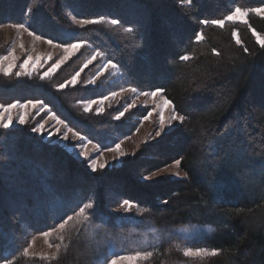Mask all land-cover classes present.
<instances>
[{
    "label": "trees",
    "instance_id": "1",
    "mask_svg": "<svg viewBox=\"0 0 264 264\" xmlns=\"http://www.w3.org/2000/svg\"><path fill=\"white\" fill-rule=\"evenodd\" d=\"M263 6L264 0H0V24L83 44L49 78H0V104L39 100L103 150L135 126L114 119L117 111H83L89 100L123 88H161L186 116L121 167L95 173L25 128L0 129V264H107L114 254L146 253L137 264H264V46L253 35L264 38V19L251 12ZM237 8L249 12L243 24L200 23L225 20ZM80 19L97 22L74 23ZM93 56L81 80L105 63L118 79L60 88ZM175 159L184 179L144 180ZM124 198L134 208L114 213ZM84 203L95 209L87 220L76 215ZM69 215L53 238L60 243L54 257L24 254L31 235L55 230ZM192 230V238L184 236ZM185 248L207 255L189 258Z\"/></svg>",
    "mask_w": 264,
    "mask_h": 264
},
{
    "label": "rangeland",
    "instance_id": "2",
    "mask_svg": "<svg viewBox=\"0 0 264 264\" xmlns=\"http://www.w3.org/2000/svg\"><path fill=\"white\" fill-rule=\"evenodd\" d=\"M260 8H264L260 7ZM236 9L234 10V12ZM242 12L246 13V15L242 17H236L234 20H227L225 22H232V23H239L243 24L247 20V16L249 14L248 11L241 10ZM233 12V13H234ZM252 14L264 19V13L257 14L254 11H251ZM232 13V14H233ZM231 14V15H232ZM79 20H74L79 26L81 25ZM19 24H0V78H28L31 75H39L40 77L44 76V73L48 71L49 68L52 67L54 63L58 60L62 61L54 71H52L48 76L44 78H49L58 72L61 68H63L71 59H73L83 44L78 43L80 45L79 48L74 50L66 60L62 59L66 54L64 52V46L56 47L55 44L57 42L52 41V43L46 42V38L42 37L41 39H36L34 33L33 35L29 34V31H26L25 28L28 27H18ZM30 30V29H29ZM262 38V37H261ZM255 39L257 41V35H255ZM258 42V41H257ZM259 43V42H258ZM75 44V43H74ZM260 44V43H259ZM11 53L12 56L16 57L15 60H5L4 57L8 56ZM28 56L32 57V61H36L37 57H40V60L33 63L32 61L29 62V65L26 66L24 71L27 73L22 76H16V72L21 71L20 64L23 63ZM94 57V56H93ZM88 59V61L84 62L81 69L79 70V75L77 73L73 76H76V82L70 83L73 76L70 78L66 85L68 86H76L79 83L84 84V86L88 87H101V82L104 76L109 77L111 80H117L119 77V73L117 72L116 68L109 63H105L102 65L93 77H87L86 81L81 80V76L84 75V71L90 67L94 61V59ZM12 67L9 69V65ZM8 70V74L5 75V71ZM60 87V88H64ZM131 88H123L120 90H115L110 92L105 96H100L98 98L92 99L98 101V103L92 104L91 107L88 109L87 112H93L96 114H102L105 110H112L116 113L114 115V119L124 118L126 122L131 124V126H135L132 133L123 138L118 143L121 145V150L125 153V156L116 159V154L107 150H103L99 148L92 142H89L84 138L83 141L79 140L76 136L72 135V132H68V128L66 124H57L56 120L52 117L55 116L50 112V110L45 107L44 111H38L39 105L36 108H28V109H20V108H13L9 113H3V116L6 118L10 115L12 117V124L9 126L8 129L11 128H18V129H27L30 133L42 138L45 142L52 143L53 145H59L62 148H65L75 159L81 161L84 164V167L87 168V164L90 159H97L98 163H104L105 167L103 169H117L122 166L124 160L129 157L133 156L135 152L141 146H148L150 144H155L160 139L170 131H172L175 127H177L180 122L172 121L170 119L172 115V109L163 107V100L162 97L165 96L161 93L160 95L153 97L150 95H144L143 93L147 91H138L132 92ZM91 100L82 104V110L85 111V106ZM28 102V101H27ZM23 102V103H27ZM17 103V102H15ZM7 106V105H6ZM86 112V111H85ZM119 112V113H118ZM151 112V116H148V113ZM161 112L164 118V131L162 132L161 136H156V132L161 130L160 124V117ZM123 113V115H121ZM24 115L25 117V124H19V117L20 115ZM125 116V117H124ZM56 117V116H55ZM147 117V118H146ZM57 118V117H56ZM58 119V118H57ZM38 123H43L45 125L44 132L41 133H34L31 131L32 127L38 125ZM0 129H4L0 127ZM67 132L68 140L63 139V133ZM165 133V134H164ZM115 147V146H114ZM81 151H84L88 154L89 160H85L83 157L79 155ZM174 162L166 165L165 167L161 168L156 172H160L159 175H153V173L147 177H151L149 180L145 181H158V180H175L180 181L185 178V174L182 171L180 165L173 168ZM167 168L168 171H161L162 169ZM89 171H91L89 169ZM179 172L180 175L177 176L174 173ZM109 194V190L106 191ZM119 208V207H118ZM132 206L129 208L128 211L133 209ZM116 209V208H115ZM115 209L112 211L114 213H118ZM127 211V212H128ZM121 213H127L123 210L119 211ZM66 227V224H65ZM64 227V228H65ZM63 229H60L59 226L55 230L47 231L49 235L45 237L43 235L44 232L39 234H33L28 238L27 244L24 249H27V256L30 257H37V258H52L55 256L56 251L59 249L60 243H53V238L59 236ZM195 231L192 230L190 233L186 231L184 236H192L195 235ZM189 239V238H187ZM24 252V251H23ZM186 252H189V255H185ZM25 254V252H24ZM183 255L189 258H199L202 256L207 255L206 251L203 250H191V249H184ZM125 257H132L133 259H124L120 260L117 257L112 258L116 259L117 264H137L140 260L146 258V255L142 254H132V255H120ZM107 264H110V261Z\"/></svg>",
    "mask_w": 264,
    "mask_h": 264
},
{
    "label": "snow or ice",
    "instance_id": "3",
    "mask_svg": "<svg viewBox=\"0 0 264 264\" xmlns=\"http://www.w3.org/2000/svg\"><path fill=\"white\" fill-rule=\"evenodd\" d=\"M252 11L256 12L257 14H260V13H264V8H253ZM246 15V13L242 12L240 8H237L236 11L232 14V15H229L226 17L227 20H234L236 17H242ZM81 25H90V24H95L97 21L94 20V19H80L78 21ZM110 23L113 24V25H116L118 23H120V21L116 18H113L110 20ZM201 24H204V25H207L209 23L211 24H215V25H219V26H223L224 23H225V20L223 19H219V20H201L200 21ZM18 27H25L23 24H19L17 25ZM26 31H29V34L30 35H33L34 34V31L33 30H29V28H25ZM131 30V29H129ZM236 33L233 32V36L235 37ZM253 35H256L255 32H253ZM35 38L36 39H41L42 36L40 34H36L35 35ZM196 39L197 40H200L202 39V36L197 33L196 35ZM257 41L262 45L264 46V38H261L259 36H257ZM46 42L48 43H52V40L51 38H46ZM237 43H239V41H237ZM56 47H61L62 46V43H56L55 44ZM80 45L78 43H68L66 46H64V52H65V56L62 58L64 60H66L68 58V55H70L74 50H76L77 48H79ZM245 51H247V49H245ZM5 60H15L16 57L12 56L11 53H9L8 56H5L4 57ZM92 59H95V57H93ZM181 60H187L188 59V56L187 55H183L180 57ZM40 60V57H37L36 58V61H32V57L31 56H28L27 59H25L23 61L22 64H20V69L21 71L19 72H16V76H22V75H25L27 74L24 69L26 68V66L29 65V62L32 61L33 63L37 62ZM62 61H57L56 63H54L52 65L51 68L48 69V71H46L44 73V76L41 77V79H43L45 76H48L52 71H54L57 67H59L60 63ZM12 67V65L10 64L9 65V69ZM8 74V70L5 71V75ZM79 75V73H77V76ZM76 82V76H73L72 80L70 81V83H75ZM60 87H64L63 84L60 85ZM132 92H136V88L133 87L130 89ZM163 92V89L161 88H158L156 91H151V92H145L143 93L144 95H150V96H153V97H156L158 95H160L161 93ZM162 100H163V107H167V108H170L172 109V115L170 117V119L172 121H178L180 122L181 124L185 121L186 119V116L183 115V114H179L176 109H175V106L174 104L172 103L171 100L169 99H166V98H163L162 97ZM95 103H98V101L96 100H91L86 106H85V111L87 112L88 109L91 107L92 104H95ZM37 105H39V108H38V111H44L45 110V104L39 100L33 102L31 100H29L27 103H10L8 104L7 106H4L2 104H0V127H3L4 129H8L9 126L12 124V117L9 115L7 118H6V122H5V118L3 116V113H9L11 111V109L13 108H20V109H28V108H36ZM151 112L148 113V116H151ZM121 115H123V113H121ZM53 119L56 120V123L57 124H63L64 121L61 120V119H57L55 116L52 117ZM147 118V117H146ZM19 124L20 125H24L25 124V117L24 115H20L19 117ZM160 124H161V130L160 131H157L156 132V136H161L162 135V132L164 131V128H163V125H164V118H163V114L161 112V117H160ZM66 127L68 128V132H72V135L73 136H76L79 140L83 141L84 140V137L83 136H80L77 132L73 131V129L71 127H68L66 125ZM44 129H45V125L43 123H38L37 126L35 127H32L31 131L34 132V133H43L44 132ZM165 134V133H164ZM63 139L64 140H68V135H67V132L63 133ZM109 151L113 152L116 154V159H119L120 157H123L125 156V153L121 150V145L119 143L115 144V147H110L108 149ZM79 155L81 157H83L85 160H89V156L86 152L84 151H81L79 153ZM181 164V159H175L174 161V164H173V168H175L176 166H179ZM105 167V164L104 163H98L97 159H90L88 164H87V168L91 170L92 173H95L97 171V169H103ZM161 171H168L167 168L165 169H162ZM160 172H154L153 175H159ZM175 175L179 176L180 173L179 172H175L174 173ZM145 180H149L151 179V177H144ZM119 199V198H117ZM132 207V203L130 202L129 199L127 198H124L123 199V202L119 204V208H116L115 210L117 212L123 210L124 212H127L129 210V208ZM93 210L95 211L94 209V205L93 203H84L82 207L79 208V211L76 212V215L77 216H82L84 217L85 220L88 219V216L85 215V213L88 211V210ZM72 219V216L69 215L67 216V219H65L63 221V223H60L59 224V228L60 229H63L65 227V224L68 223L69 220ZM43 235L45 237H47L49 235L48 232H44ZM24 252H25V255L27 254V249H24ZM216 253L213 252V255H215ZM118 259L120 260H124V259H133L132 257H125V256H120L119 254H114ZM145 255H151V253H146ZM185 255H189V252H186ZM8 264H11V262L9 261ZM110 264H117L116 262V259H113L110 261Z\"/></svg>",
    "mask_w": 264,
    "mask_h": 264
}]
</instances>
